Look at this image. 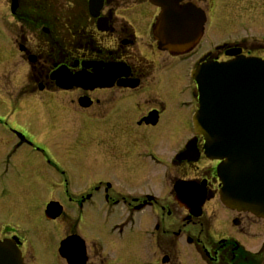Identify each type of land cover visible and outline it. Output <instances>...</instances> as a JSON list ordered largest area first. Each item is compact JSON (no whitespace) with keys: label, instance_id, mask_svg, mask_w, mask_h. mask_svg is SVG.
I'll use <instances>...</instances> for the list:
<instances>
[{"label":"flooded vegetation","instance_id":"obj_1","mask_svg":"<svg viewBox=\"0 0 264 264\" xmlns=\"http://www.w3.org/2000/svg\"><path fill=\"white\" fill-rule=\"evenodd\" d=\"M126 1L132 2L69 1L55 14L46 0H10L24 29L12 33L10 44L21 54V70L28 67L31 93L44 103L28 97L27 107L19 108V100L13 108L15 128L9 125L10 134L0 136L5 147L14 144L0 164V182H12V201H25V213L39 202L44 219L63 228L60 242L74 236L76 264H264V217L223 203L219 161L204 155L203 137L194 132V81L192 100L181 87L174 92L184 111L176 118L166 113L159 93L168 98L161 75L174 86L182 78L175 70L201 58L264 59V33L239 22L242 34L215 40L209 20L220 0H191L205 13L203 36L191 52L174 56L160 50L154 37L160 8L148 0ZM232 1L244 18L264 20V0ZM156 53L167 58L155 60ZM64 131L65 144H59ZM34 140L59 144L58 154L70 162L47 157L41 173L21 160L18 169L9 167L12 155ZM79 170L88 175L79 177ZM48 205L54 218L46 214ZM4 238L14 239L23 254V242L0 224ZM58 253L69 264L59 247Z\"/></svg>","mask_w":264,"mask_h":264},{"label":"water","instance_id":"obj_2","mask_svg":"<svg viewBox=\"0 0 264 264\" xmlns=\"http://www.w3.org/2000/svg\"><path fill=\"white\" fill-rule=\"evenodd\" d=\"M150 1L161 7L154 30L159 47L172 54L190 50L203 33L201 9L182 0ZM192 76L200 105L195 130L208 157L225 159L218 166L224 202L264 216V60L202 63ZM0 264H24L12 240H0Z\"/></svg>","mask_w":264,"mask_h":264},{"label":"rangeland","instance_id":"obj_3","mask_svg":"<svg viewBox=\"0 0 264 264\" xmlns=\"http://www.w3.org/2000/svg\"><path fill=\"white\" fill-rule=\"evenodd\" d=\"M69 1L84 2L85 0H46L50 6L49 10L50 8H55V10L50 11V13L56 12L55 14H57V9L61 4H65ZM118 1H123L124 5L127 4L126 2H132L126 0ZM228 1H230V3L226 4L227 2H225V0H220L218 12H214L210 17L209 23L213 26H216L219 30V32H217V28L214 27L215 31H212L214 34L212 37L215 40L224 37L228 32L242 34L243 29L240 27L241 22H248L249 28H251V33H264V20H260L259 18H244L239 12L238 5L232 0ZM257 1L259 4L260 0ZM54 3L56 5L58 3L60 4L55 6ZM10 5V0H0V121L6 123L0 124V136L10 134L9 125L15 128V126L12 124V122L15 120L13 118V114L15 113L13 108L17 103H19V100V108L20 106L21 108L27 107L25 101L23 102V100L27 99L28 97L31 98L33 103L36 102L35 99L37 98L40 102H42L38 92L31 93L29 87L33 86V82L29 78L28 67L25 69V72L24 70H21L19 65L20 61L23 62L20 57L21 54H15V49H13L10 44V39L12 38L13 40L12 33L14 32L16 34H20L24 30L21 28V25L13 18ZM120 11L121 10H118V14ZM4 26L6 27L8 33L6 32ZM25 32H27L26 29ZM39 32L40 31L38 30L36 33ZM33 44L36 47L34 42ZM143 45H145V43ZM164 51L165 53H169L168 50ZM165 53L163 55L156 53L155 60L162 61L166 59L167 56ZM189 69V67L183 68L180 66L175 70L176 76L178 77L181 75L182 78H177V83L174 84V86H172L163 75L159 77V83L166 88L168 95V98L165 97L164 93L161 92L160 89V100L164 102L166 107L165 110H167L166 113L168 115L175 117L176 114H184V111L177 107V101L180 98L177 100V98L174 96L175 90H177L179 87L183 89L182 91L186 100L193 99L191 92V79L189 78ZM44 110L46 111L45 108ZM46 118L49 120V116ZM16 129L20 130L18 128ZM77 129H79V127L75 126L72 130ZM67 134L68 132L66 131L60 132L58 136L60 137L61 141L59 143L58 140H53L55 145L57 143L65 144L64 142L66 141ZM0 142H2V139H0ZM33 142L34 143L32 145L29 143L22 145V147L12 155L9 167L18 169L19 164L21 163L29 169H33L41 173V168L48 166L47 157H50L51 161H57V163L60 162L63 165L67 162H70L58 154V151L55 148L59 144L56 145V147H45L41 146L44 140H34ZM13 147L14 144L10 145L9 147H5L0 143V164L2 168L5 166L7 161L6 158L10 154V151ZM41 147H45L46 149H42ZM20 160L21 162L19 163ZM65 171L67 172V170ZM11 175H13V172H9L7 177ZM87 175L88 174L84 170H79L78 172L79 177H86ZM11 184L12 182L10 181L0 182V224L8 227L9 230H12L14 234L23 242V254L25 256L24 258L26 259V263L65 264L58 253V247L63 234V228L55 221H47L44 219L42 211H39V202H31L27 213H25L27 206L25 201H12V197L10 195L12 192ZM215 226L217 229H219L220 225L216 223Z\"/></svg>","mask_w":264,"mask_h":264}]
</instances>
